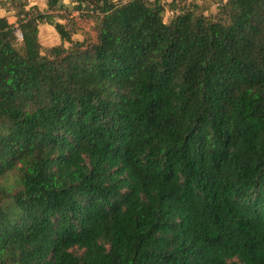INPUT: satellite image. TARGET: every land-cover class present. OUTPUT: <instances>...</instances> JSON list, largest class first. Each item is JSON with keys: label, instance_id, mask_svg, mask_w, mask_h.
<instances>
[{"label": "trees", "instance_id": "obj_1", "mask_svg": "<svg viewBox=\"0 0 264 264\" xmlns=\"http://www.w3.org/2000/svg\"><path fill=\"white\" fill-rule=\"evenodd\" d=\"M74 1L0 15V264H264V0Z\"/></svg>", "mask_w": 264, "mask_h": 264}, {"label": "rangeland", "instance_id": "obj_2", "mask_svg": "<svg viewBox=\"0 0 264 264\" xmlns=\"http://www.w3.org/2000/svg\"><path fill=\"white\" fill-rule=\"evenodd\" d=\"M170 3L172 0H166ZM182 5L194 6L198 5L200 10L204 11L206 15L215 16L220 5L226 0H179ZM49 0H0V15L5 16L11 23L17 24V10L16 5L20 3L25 4L26 9L39 8L44 12L53 13L56 22L64 23L68 26L69 30L73 32V39L83 41L84 39L96 40L98 37V16L93 14L92 10L85 9L83 12L77 7V2L74 0H61L58 6L51 10L48 5ZM179 12L173 10L169 4L165 12L164 20L170 22L172 18ZM19 47L22 45L23 36L18 31ZM40 42L43 45L42 54H47V49L62 44L59 33L53 25L48 23L40 24ZM66 47H70V43H64ZM13 180H11L12 184Z\"/></svg>", "mask_w": 264, "mask_h": 264}, {"label": "crops", "instance_id": "obj_3", "mask_svg": "<svg viewBox=\"0 0 264 264\" xmlns=\"http://www.w3.org/2000/svg\"><path fill=\"white\" fill-rule=\"evenodd\" d=\"M171 2V1H170Z\"/></svg>", "mask_w": 264, "mask_h": 264}]
</instances>
